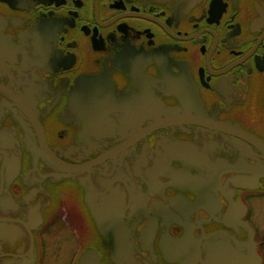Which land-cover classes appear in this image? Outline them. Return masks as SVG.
Returning <instances> with one entry per match:
<instances>
[{
	"label": "flooded vegetation",
	"instance_id": "1",
	"mask_svg": "<svg viewBox=\"0 0 264 264\" xmlns=\"http://www.w3.org/2000/svg\"><path fill=\"white\" fill-rule=\"evenodd\" d=\"M264 264V0H0V264Z\"/></svg>",
	"mask_w": 264,
	"mask_h": 264
},
{
	"label": "rangeland",
	"instance_id": "2",
	"mask_svg": "<svg viewBox=\"0 0 264 264\" xmlns=\"http://www.w3.org/2000/svg\"><path fill=\"white\" fill-rule=\"evenodd\" d=\"M74 241H76L74 239ZM79 245L77 244V241L74 242L72 245L67 246L65 249H61L59 251L60 254L64 255V259L68 261V264H70L71 260L73 261L74 257L77 255V252L79 250Z\"/></svg>",
	"mask_w": 264,
	"mask_h": 264
},
{
	"label": "water",
	"instance_id": "3",
	"mask_svg": "<svg viewBox=\"0 0 264 264\" xmlns=\"http://www.w3.org/2000/svg\"><path fill=\"white\" fill-rule=\"evenodd\" d=\"M91 259V255L88 253V254H85L83 257H82V264H87V262Z\"/></svg>",
	"mask_w": 264,
	"mask_h": 264
}]
</instances>
